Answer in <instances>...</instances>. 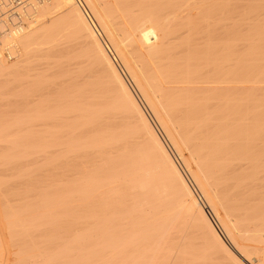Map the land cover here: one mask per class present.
Masks as SVG:
<instances>
[{
	"label": "bare ground",
	"instance_id": "6f19581e",
	"mask_svg": "<svg viewBox=\"0 0 264 264\" xmlns=\"http://www.w3.org/2000/svg\"><path fill=\"white\" fill-rule=\"evenodd\" d=\"M18 5L27 21L0 19V84L20 90H9L22 106L11 123L38 136L33 160L45 154L54 171L49 182L23 178L49 204L41 227L75 228L73 238L53 225L35 236L33 264H264V0ZM9 122L4 164L22 132ZM55 204H74L70 221Z\"/></svg>",
	"mask_w": 264,
	"mask_h": 264
},
{
	"label": "rangeland",
	"instance_id": "374dc122",
	"mask_svg": "<svg viewBox=\"0 0 264 264\" xmlns=\"http://www.w3.org/2000/svg\"><path fill=\"white\" fill-rule=\"evenodd\" d=\"M20 5H18V7H19ZM22 10V9H21ZM27 10V9H26ZM17 12H18V14H19V16H20V19H17V18H13V23H10V24H8V21H7V27H16L15 25H14V23H16L18 20H20L22 23H23V21L25 22V21H27L28 19H27V16L29 15V14H27V16H26V19H22V18H24L25 16H23V14L24 13H22L23 12V10L20 12V9H18L17 8V10H16ZM26 13H28V12H26ZM32 14V13H31ZM23 21H22V20ZM120 63V62H119ZM121 64V63H120ZM1 81V80H0ZM131 82V81H130ZM1 83V82H0ZM131 85H132V87H133V89H135V86L131 83ZM2 86V87H1ZM3 86H5V85H2V84H0V94H2V92L4 93V92H6V91H9V90H11V89H9V90H7V88H6V90H4L3 91ZM5 89V88H4ZM137 89H135V91H136ZM11 91H13L12 92V94H15V93H18L19 92V94H20V90L18 89V91L17 90H11ZM11 91H9L8 93L10 94L11 93ZM17 91V92H16ZM15 92V93H14ZM138 91H136V94L138 95V97L140 96V94L139 93H137ZM6 94L7 93H5V97H3V94H2V96H0V98L1 97H3V99H0V100H4V98H6L7 96H9V97H7L8 99H11V100H9V102L11 103L12 102V100H14L9 106H7L6 105V102H8V99L7 100H4V101H0V102H4V104H1L0 105V113L2 112L3 114H0V116L1 117H3V118H0V120L2 121V122H6L7 124H8V122L11 124V125H14L13 127L11 126V127H9L10 128V131H12L13 130V132H20V131H22V132H20L19 134V138H17V142H18V140H19V146L20 147H22V145H23V151L21 152H19V150L18 149H20V147H18L16 150L15 149H13V151L11 150L12 149V147L11 148H9L8 147V149H9V152H13V154L17 151V154H18V156H17V158H15V156L16 155H12L11 156V154H10V156L11 157H8L7 158V162H6V164H4L3 162H1L2 160L4 161V160H6V158L5 159H0L1 161H0V165L3 163V165H1L0 166V178L2 179H0V233L2 234L1 236L3 237V239H1L0 238V244L2 243L3 244V246H2V244H1V248H0V264L2 263V264H15L16 263V261H17V259L19 260V261H17V264H25L26 262L28 263V264H33V260L34 259H32L33 257H31V255L30 254H32V253H37L38 252V250H39V248H40V245H39V243H41V242H38V245H36L34 242H36L37 243V240L39 241V240H41L42 241V239L43 238H45V236L44 235H46V232H48L47 233V235H49V234H51V232H49V229H48V227H50V226H52L53 224H48V225H44V227H41V226H43V224H41L40 222H42V220L40 219V217H41V211H42V209L44 210V207L46 206V205H49V204H42V206H40V204L38 203V198H36L37 197V191L35 190V186L37 185L36 183H35V181H33L32 180V182H34L36 185H34L33 186V188L31 189L30 188V186L32 185H29L30 183H29V181H28V179L29 180H31V179H35L37 176H38V179H39V176H40V178L41 177H43V179L44 178H46L45 176H47L48 175V177L46 178V179H44V180H47L48 182H49V179H50V181H52L53 179H52V177H53V175H51V173L52 174H54V171L52 170L53 168H51L52 167V165L50 164V166L48 165V163H49V161L47 162V165L48 166H44V165H46L45 164V162L46 161H40V160H44V159H46V158H43L44 157V155H42L41 154V156H43V157H40V155H38L37 154V157H36V159H37V162H36V160H33V159H35V153H37V148H34V146H36L35 145V143L34 142H37L38 141V136H36V134L34 135V133L31 135V133H30V135L31 136H35V137H31V136H28V134L29 133H27V136L28 137H23V136H21V134L22 133H25V132H23V131H25V130H27V128L29 127H26L25 126V128L23 127L24 125H26V124H19L18 123V125H16V124H12V123H14L13 121H14V119L16 120L17 118H15V117H19L18 116V114H20L21 115V112L19 113L17 110H20L21 111V109H22V106L20 107L18 104L16 105L15 103H16V101H17V98H15L14 97V95L12 96L11 94L9 95H7L6 96ZM15 95H17V94H15ZM11 96V97H10ZM18 96V95H17ZM14 99H13V98ZM21 100V97L19 96V98H18V100ZM140 99H142V98H140ZM142 101V100H141ZM15 102V103H14ZM15 105H14V104ZM142 104H143V106L145 107L146 105H145V103L142 101ZM6 105V108H4V106ZM12 105V106H11ZM21 108V109H19V107ZM10 107V108H9ZM15 107V108H14ZM10 109V110H9ZM12 109L14 110V111H17V112H14V111H12ZM145 109L147 110V112L149 111V109L147 108V106L145 107ZM7 112H8V114H7ZM5 113V114H4ZM11 113V114H10ZM150 111H149V115H150ZM12 114H14V115H12ZM9 117H7V116ZM10 115H11V117H13V120H12V118H10ZM16 115V116H15ZM6 117V119H5V117ZM15 116V117H14ZM150 117H152L151 119H152V121H153V123L155 124V126H157V128L160 130L161 128L158 126V123L156 122V120H155V118H154V116L152 115V113H151V116ZM3 119V120H2ZM11 119V120H10ZM7 120V121H6ZM0 121V122H1ZM11 121H12V123H11ZM0 124H2V123H0ZM3 124H5V123H3ZM9 124V125H10ZM6 125V124H5ZM19 125L21 126V125H23V126H21V128L19 127ZM29 129V128H28ZM20 130V131H19ZM9 131V130H8ZM10 131H9V133H10ZM29 132V131H28ZM160 132H161V135H163V138H164V140H165V142L167 143V145H168V147L170 148V150H171V152L174 154V156H175V158L177 159V161H178V163L180 164V166H181V168H182V170L184 171V173H185V175L187 176V178L190 180V182H191V184H193V186L195 187V188H197L196 187V185L193 183V181L191 180V176H190V174L188 173V171L186 170V168H185V166H184V164L182 163V161H181V159L179 158V156H177V154L175 153V151H174V149L172 148V146L170 145V143H169V141L167 140V137L165 136V134L163 133V131L162 130H160ZM21 136V137H20ZM33 138V139H31V138ZM30 141V143L28 142V140ZM35 138V139H34ZM21 139H23L24 141H26L25 142V144H30L31 145V142L32 143H34V145L33 146H30L29 145V149L28 150H30V151H33L31 148L33 147L34 148V153L33 152H30L29 151V153H33L32 155H30L29 157V159L28 158H26L27 156L26 155H24L25 154V152H24V146H25V144H22L24 141L22 140L21 141ZM35 140V141H34ZM22 143H21V142ZM11 144H13V143H11ZM20 144H22V145H20ZM10 146H13V145H10ZM7 149V150H8ZM15 151V152H14ZM8 152V153H9ZM19 152V153H18ZM6 153H7V151H6ZM21 153V154H20ZM16 154V153H15ZM35 154V155H34ZM9 155V154H8ZM24 156H26V157H24ZM33 158H32V157ZM24 157V158H23ZM46 157V156H45ZM27 159V163H29V164H27L26 165V161L24 162V160H26ZM42 158V159H41ZM17 159V160H16ZM21 159H23V160H21ZM40 159V160H39ZM21 160V163L19 162ZM33 160V162H35V163H33V162H29V161H32ZM48 160V159H47ZM14 161H17V162H14ZM39 161V162H38ZM23 162V163H22ZM12 163H15V166H13L14 164H12ZM18 163V164H17ZM32 163L33 164H35V165H32ZM9 164H12V165H9ZM23 164V165H22ZM40 164V165H39ZM41 164H43V165H41ZM9 165V166H8ZM17 165V166H16ZM3 166H4V168H3ZM8 167V169H6L5 167ZM12 166V167H11ZM21 166V167H20ZM28 166H31V167H28ZM3 169H2V168ZM11 167V169H9ZM14 167H16V168H14ZM40 168V174H39V169H37V171H36V168ZM44 167V168H43ZM24 168V169H23ZM47 168H49V169H47ZM15 169V170H14ZM25 169H28V170H25ZM44 169H47V170H44ZM53 171V172H51V170ZM9 172H8V171ZM19 170V171H18ZM22 170H23V172H24V175L26 176H24L25 178H28V176H29V174H30V172H31V176H30V178H28L27 179V181H28V183L29 184H27V181H26V179L25 178H23V172H22ZM25 170V171H24ZM35 170V171H34ZM49 170V171H48ZM19 173H21V174H19ZM29 173V174H27V173ZM34 172H37V173H34ZM9 173V174H8ZM44 175H43V174ZM45 173H46V175H45ZM49 173H50V175H49ZM16 174V175H15ZM34 174H36L37 176L35 177V176H33ZM42 174V175H41ZM5 175V176H4ZM20 176H22V177H20ZM52 176V177H51ZM23 178V179H21V180H19V178ZM49 177H51V178H49ZM16 179V180H15ZM37 179V178H36ZM42 179V178H41ZM6 180L8 181V182H6ZM12 180V181H11ZM14 180V181H13ZM2 181V182H1ZM24 181V182H23ZM19 182V183H18ZM8 183V184H7ZM16 183V184H15ZM18 183V184H17ZM3 184V185H2ZM22 186H21V185ZM27 184V185H26ZM37 188V187H36ZM29 189H31V191L29 190ZM38 190V189H37ZM26 191H27V193L28 194H26ZM198 191V190H197ZM34 192V193H33ZM30 193V194H29ZM36 194V195H35ZM31 195V196H30ZM36 197H35V196ZM25 197V199H26V197H28L26 200H24L23 198ZM34 197L36 198L35 200H34ZM32 198V199H31ZM35 202V203H34ZM10 203H12V204H10ZM27 203V204H26ZM3 204V205H2ZM21 204V205H20ZM26 204V205H25ZM35 204V205H34ZM7 205V206H6ZM10 205V206H9ZM13 205V206H12ZM17 205V206H16ZM33 205V207H31ZM37 205V206H36ZM55 205H57V209L59 210V208H61V207H59L60 205L63 207V210H67V209H69L70 208V210H72L71 208H73V206H74V204L72 205V204H67L66 206H65V204H64V206L62 205V204H55ZM28 206V207H27ZM69 206V207H68ZM71 206V207H70ZM8 207V208H7ZM14 207V208H13ZM19 207V208H18ZM38 209H37V208ZM68 207V208H67ZM9 209V210H11V211H9V210H7V209ZM34 208H35V212H34ZM46 208V207H45ZM5 209V210H4ZM40 209H41V211H40ZM7 210V211H6ZM16 210V211H15ZM30 210H31V212H30ZM70 210H68V211H70ZM21 211V212H20ZM27 211V212H26ZM38 211L40 212V213H38ZM11 212V214H8V213H10ZM27 214H26V213ZM65 212V211H64ZM7 215H6V214ZM14 213V214H13ZM21 213V214H20ZM23 213H25V214H23ZM38 214V216H37V214ZM73 213V210L71 211V212H68V216L66 215V217H67V221L69 220H71V214ZM70 214V215H69ZM14 215V216H13ZM21 215H22V217H21ZM28 215V216H27ZM30 215V216H29ZM32 215V216H31ZM35 215V216H34ZM7 216V217H6ZM16 216V217H15ZM19 216V217H18ZM23 216H27L26 218L25 217H23ZM15 219H14V218ZM21 217V218H20ZM29 217V218H28ZM35 217H36V219H35ZM39 217V218H38ZM69 217H70V219H69ZM6 218V219H5ZM8 218L10 219V220H8ZM17 218V219H16ZM32 218V219H31ZM51 217H47V220L48 219H50ZM29 219V220H28ZM40 219V220H39ZM45 219V218H44ZM6 220V221H5ZM23 221V223H22V221ZM32 220H34V222L32 221ZM36 220V221H35ZM9 221V222H8ZM16 221H17V224H16ZM20 221V222H19ZM27 221V222H26ZM63 221H66V219L65 220H63ZM15 224H13V223ZM37 222H39V224L37 223ZM46 222V221H45ZM10 223V224H9ZM31 223V224H30ZM34 223V224H33ZM22 224V225H21ZM24 224V225H23ZM30 224V225H29ZM46 224V223H45ZM66 226H65V225ZM64 224L62 225V227H60V225L57 223V227H55V225H53L54 227H55V230L56 231H54L55 233H61V234H64V231H65V228H66V230L67 231H71V232H69V233H67V231H65L67 234H68V236L67 237H70V238H73L72 236H70L69 234H71V235H74V233H75V228L74 227H72V225L70 226V224L67 222V223H65L64 222ZM14 225V226H13ZM21 225V226H20ZM27 225V226H26ZM37 227H36V226ZM8 226H9V228H8ZM24 226V227H23ZM29 226V227H28ZM32 226H34V227H32ZM69 226V227H68ZM16 227H19V228H16ZM28 228V230H27V228ZM39 227H40V229H39ZM63 227H65L64 228V230L62 229ZM72 227V228H71ZM23 228V229H22ZM35 228V229H34ZM38 230H37V229ZM47 228V229H46ZM58 228V229H57ZM59 228H61L60 230H59ZM13 230V232H12V230ZM17 229V230H16ZM19 229V230H18ZM30 229H32V230H30ZM54 229V228H53ZM69 229V230H68ZM71 229H73V230H71ZM11 230V231H10ZM17 231V233H16V231ZM24 230H26L25 232H24ZM33 230H35L37 233H35V231L33 232ZM43 230V231H42ZM48 230V231H47ZM9 231H10V233L11 234H9ZM15 231V232H14ZM22 231V232H21ZM41 233V232H43V233H39V232ZM46 231V232H45ZM50 231H52L51 229H50ZM57 231H59V232H57ZM73 231V232H72ZM63 232V233H62ZM21 233V234H20ZM23 233V234H22ZM31 233H32V235H31ZM35 235H34V234ZM45 233V234H44ZM19 234V235H18ZM67 234H64V235H67ZM28 235V236H27ZM60 235V234H59ZM58 235V236H59ZM24 236V237H23ZM26 236V237H25ZM32 236H34V237H32ZM35 236L36 237H38V239L37 238H35ZM22 237V238H21ZM31 237V238H30ZM42 237V238H41ZM65 238L66 240L68 239L69 240V238ZM21 238V239H20ZM26 238H29V239H26ZM24 239H26V241L24 240ZM31 239V240H30ZM35 239H37V240H35ZM3 240V241H2ZM11 240H13V241H11ZM24 240V241H23ZM27 240H30V241H28L27 242ZM35 240V241H34ZM23 242H25V244L23 243ZM29 243V244H28ZM34 243V244H33ZM21 244H23V245H21ZM33 244V245H32ZM20 245H21V247H20ZM27 245H29L30 247H31V245L33 246V247H27ZM35 245V246H34ZM25 247V250L26 251H29V252H24L23 253V248ZM29 248L30 250H32V252H30V250L29 249H27V248ZM39 247V248H38ZM19 248H21V249H19ZM19 250L17 253H16V251L17 250ZM33 249L35 250V251H33ZM16 250V251H15ZM22 250V251H21ZM15 251V252H14ZM3 253V254H2ZM17 255L16 257H15V254ZM22 253H23V255H22ZM3 255V256H2ZM29 255V256H28ZM37 255V254H36ZM22 256H25V257H22ZM28 256V257H27ZM19 257H21V258H19ZM28 259H27V258ZM31 257V258H30ZM24 258V259H23ZM32 260H30V259ZM3 259H4V261H3ZM25 260V263L24 262H21V261H23V260ZM21 260V261H20ZM31 262H30V261ZM15 261V262H14ZM14 262V263H13ZM19 262V263H18ZM26 263V264H27Z\"/></svg>",
	"mask_w": 264,
	"mask_h": 264
},
{
	"label": "built area",
	"instance_id": "2783aa9c",
	"mask_svg": "<svg viewBox=\"0 0 264 264\" xmlns=\"http://www.w3.org/2000/svg\"><path fill=\"white\" fill-rule=\"evenodd\" d=\"M20 0H8L7 4L5 0H0V19L5 18L8 24L13 23V18L20 19V16L16 9ZM22 24L20 20L14 23L15 26Z\"/></svg>",
	"mask_w": 264,
	"mask_h": 264
}]
</instances>
